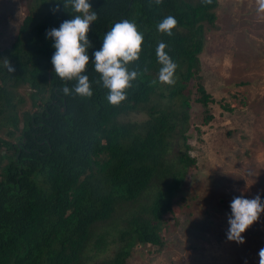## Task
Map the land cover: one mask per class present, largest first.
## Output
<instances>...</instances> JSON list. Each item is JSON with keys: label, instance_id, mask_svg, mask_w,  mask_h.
Returning <instances> with one entry per match:
<instances>
[{"label": "trees", "instance_id": "1", "mask_svg": "<svg viewBox=\"0 0 264 264\" xmlns=\"http://www.w3.org/2000/svg\"><path fill=\"white\" fill-rule=\"evenodd\" d=\"M67 2L43 0L42 10H28L15 41L0 50V264H86L89 251H104L111 235L118 246L104 264H130L137 248L161 252L166 220L185 201L177 194L196 166L187 144L192 93L204 125L213 120L209 104L216 101L203 85L199 56L205 31L219 28L217 0H90L98 15L84 73L91 98L65 95L63 87L74 89L77 80L61 79L52 64L54 40L46 32L75 15ZM168 16L178 21L171 36L158 30ZM125 19L136 23L144 43L129 64L138 77L113 106L94 53ZM160 42L178 65L174 85L159 81ZM142 111L143 122L122 120ZM99 226L105 229L97 232Z\"/></svg>", "mask_w": 264, "mask_h": 264}, {"label": "rangeland", "instance_id": "2", "mask_svg": "<svg viewBox=\"0 0 264 264\" xmlns=\"http://www.w3.org/2000/svg\"><path fill=\"white\" fill-rule=\"evenodd\" d=\"M42 1L0 0V50L15 41L28 10L43 9ZM217 1L219 28L205 31L199 56L203 85L216 101L209 104L213 120L204 125L203 108L192 93L187 144L196 166L177 194L185 201L166 220L164 249L156 253L137 248L130 264H259L264 213L243 234L244 244L229 241L226 234L234 197L259 195L264 201V13L257 12L256 0ZM25 91L19 90L22 107L30 109ZM146 119L143 111L122 117ZM104 229L99 226L97 232ZM107 241L104 251H89L86 264H104L113 257L118 245L112 235Z\"/></svg>", "mask_w": 264, "mask_h": 264}, {"label": "clouds", "instance_id": "3", "mask_svg": "<svg viewBox=\"0 0 264 264\" xmlns=\"http://www.w3.org/2000/svg\"><path fill=\"white\" fill-rule=\"evenodd\" d=\"M160 5L163 0H154ZM211 3L212 0H204ZM71 5L75 15L72 19L63 21L59 28H52L46 32L49 39L54 40L55 52L52 56V64L57 76L65 81L77 80L74 89L63 87V93L70 95L72 91L81 97L91 98L92 87L88 75L84 73L89 64L88 49L92 47L88 39L90 27L98 19L95 11H92L90 0H68L64 3L67 9ZM257 12L264 13V0H256ZM60 11L57 7L54 12ZM178 21L173 16H168L158 24V30L172 35V30L177 27ZM102 47L95 51L94 67L100 74L103 86L108 89L107 101L113 106H118L127 99L126 90L132 86V82L138 77V72L129 70V64L138 61L144 43L143 33L136 23L130 20H122L112 26L103 36ZM167 45L158 44L156 55L162 67L159 70V81L169 85L176 83L177 63L166 52ZM5 65L9 73L15 72L8 59ZM231 216L228 218L230 225L227 231V239L238 244H244L243 234L258 222L260 215L264 213V201L257 195L253 199L242 196L234 197L230 204ZM259 264H264V248L259 250Z\"/></svg>", "mask_w": 264, "mask_h": 264}]
</instances>
